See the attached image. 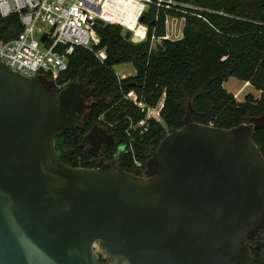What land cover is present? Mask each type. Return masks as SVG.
<instances>
[{
  "label": "water",
  "instance_id": "1",
  "mask_svg": "<svg viewBox=\"0 0 264 264\" xmlns=\"http://www.w3.org/2000/svg\"><path fill=\"white\" fill-rule=\"evenodd\" d=\"M124 39L141 42L131 31ZM83 90L71 83L56 95L0 62V264H252L248 240L264 227L254 141L264 115L231 129L187 116L160 142L149 176L75 168L56 139L76 135Z\"/></svg>",
  "mask_w": 264,
  "mask_h": 264
},
{
  "label": "trees",
  "instance_id": "2",
  "mask_svg": "<svg viewBox=\"0 0 264 264\" xmlns=\"http://www.w3.org/2000/svg\"><path fill=\"white\" fill-rule=\"evenodd\" d=\"M161 1L160 7L153 4L141 19L148 28L144 42L125 40L124 29L118 25L97 26L100 43L95 49L105 50L107 58L100 62L81 47L68 57L60 83H87L94 89L96 103L83 131L76 128L74 135L68 130L56 139L57 154L66 165L93 168L81 145L83 135L94 125L113 135L115 144L105 157L110 167L142 175L134 161L145 168L164 137L185 126L187 116L196 124L231 129L264 115V0ZM171 17L184 21L182 37L161 40L153 48L152 36L164 37L166 19ZM20 31L18 17L0 18V42ZM121 64H131L134 76L118 79L115 67ZM230 78L249 83L259 97L248 93L236 101L224 88ZM131 92L142 108L126 98ZM160 103V121L147 119L148 110ZM254 141L264 156V127L255 132ZM252 264H264L258 248Z\"/></svg>",
  "mask_w": 264,
  "mask_h": 264
},
{
  "label": "built area",
  "instance_id": "3",
  "mask_svg": "<svg viewBox=\"0 0 264 264\" xmlns=\"http://www.w3.org/2000/svg\"><path fill=\"white\" fill-rule=\"evenodd\" d=\"M161 0H0V18L18 17L21 31L13 39L0 42V62L10 70L28 78L40 77L52 86L56 92L65 88L60 83V77L67 71L68 57L75 47L84 48L103 62L105 50H96L100 39L96 32L99 26L118 25L125 32L131 31L132 37L147 40L148 28L141 24L143 15L156 4L160 7ZM178 18H167L165 24L178 22ZM134 23L133 27L130 26ZM183 21V20H182ZM183 31V30H182ZM125 34V33H124ZM46 35L43 43L42 37ZM182 37L165 30L164 37L152 36V43L161 40H178ZM65 47L63 52L58 49ZM118 79L125 76L118 73ZM249 83L234 94L237 99ZM137 104L134 93L126 96ZM143 107L142 104H137ZM157 107V114L162 108ZM154 109H149V111ZM143 125L144 122H141ZM137 170L143 169V164L134 161Z\"/></svg>",
  "mask_w": 264,
  "mask_h": 264
},
{
  "label": "flooded vegetation",
  "instance_id": "4",
  "mask_svg": "<svg viewBox=\"0 0 264 264\" xmlns=\"http://www.w3.org/2000/svg\"><path fill=\"white\" fill-rule=\"evenodd\" d=\"M82 84L84 86V90L82 91V109L78 110L74 114V126L75 128L84 130V125L88 123L87 118L90 114L91 109L96 103V99L94 98V89L89 86L87 83H77ZM49 88L56 94H59V91L56 92L52 86L48 84ZM100 126L94 125L88 132L83 135L84 143L81 147L86 151L87 155L91 157L90 161L93 167L97 164L110 166L106 160V154L109 149H111L115 141L113 139V135L109 133L106 129H100ZM157 170V163L153 162V166L150 167L145 174L142 175H152ZM257 233L253 235L251 239L248 240V244L250 246L254 245L257 239ZM253 247V246H252Z\"/></svg>",
  "mask_w": 264,
  "mask_h": 264
},
{
  "label": "rangeland",
  "instance_id": "5",
  "mask_svg": "<svg viewBox=\"0 0 264 264\" xmlns=\"http://www.w3.org/2000/svg\"><path fill=\"white\" fill-rule=\"evenodd\" d=\"M183 26H184V21L182 20H178V22H170L169 24H165V30L170 31L173 34H179L182 35V30H183ZM125 33V30H124ZM158 41H154V43H152V47L155 48L156 45H158ZM115 71L116 73L123 75L126 77L129 76H134L135 74V69L131 64H121L115 67ZM245 83L239 81L236 78H230L227 82L224 83V88L231 92L232 94L237 93L238 91H240L243 87H244ZM248 93H252L255 97H259L260 93L255 91L251 86H248L247 88H245L243 90V92L239 95V97L236 99V101L241 102L244 98L245 95H247ZM233 94V95H234ZM131 100V99H129ZM132 101V100H131ZM147 119H156L157 121H160L159 116L157 114V108L154 110H151L149 112H147ZM140 126H142V124L140 123ZM100 129H104L102 127L98 128V130ZM114 165L117 167L119 165V161L115 160L114 161ZM153 166V160L152 158L148 160L145 168L142 169L143 174L146 173V171ZM258 239H256V242L254 243V245H252L255 249H260L261 250V256L264 259V227L262 228V231L259 234V237H257ZM95 252L97 254H100L104 261L107 262L108 261V255L106 252H104V250L100 247V246H95Z\"/></svg>",
  "mask_w": 264,
  "mask_h": 264
},
{
  "label": "bare ground",
  "instance_id": "6",
  "mask_svg": "<svg viewBox=\"0 0 264 264\" xmlns=\"http://www.w3.org/2000/svg\"><path fill=\"white\" fill-rule=\"evenodd\" d=\"M128 23H130V26H131V27H133L134 23H132V24H131V21H130V22H128Z\"/></svg>",
  "mask_w": 264,
  "mask_h": 264
},
{
  "label": "crops",
  "instance_id": "7",
  "mask_svg": "<svg viewBox=\"0 0 264 264\" xmlns=\"http://www.w3.org/2000/svg\"><path fill=\"white\" fill-rule=\"evenodd\" d=\"M234 94V93H233Z\"/></svg>",
  "mask_w": 264,
  "mask_h": 264
}]
</instances>
